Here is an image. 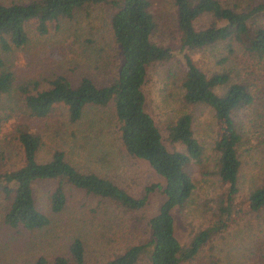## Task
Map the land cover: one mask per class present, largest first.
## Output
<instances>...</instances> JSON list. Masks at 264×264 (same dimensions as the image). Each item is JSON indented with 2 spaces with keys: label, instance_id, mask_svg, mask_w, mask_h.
<instances>
[{
  "label": "trees",
  "instance_id": "trees-1",
  "mask_svg": "<svg viewBox=\"0 0 264 264\" xmlns=\"http://www.w3.org/2000/svg\"><path fill=\"white\" fill-rule=\"evenodd\" d=\"M172 4V25L179 51L184 52L176 74L182 100L189 106H207L218 124L220 133L213 144L214 173L224 186L222 198L216 202L208 221L189 228L183 243L174 235L170 211L185 209L194 188L190 164H201L202 147L193 135L188 113L171 120L164 138L184 150H169L153 118L144 109L142 87L148 68L162 65L172 56L168 45L151 39L156 28L151 0L0 3V104L15 91L22 98L21 114H24L13 116L9 107L0 115V128H6L20 151L18 166L0 168V228L32 231L52 222L34 197L33 188L39 182H55L45 199L51 213L62 210L66 185L128 212L141 209L153 191L163 196L155 213L145 218L146 241L128 245L105 261L89 262L84 241L77 233L61 254L51 260L38 255L27 264H222L231 255L222 243L217 247L223 254H217L213 237L227 230L235 213L258 214L264 210V178L253 183L242 207L237 208L234 202L244 163L241 147L252 143L254 133L257 141L251 146L263 147L264 156V0H172ZM95 6L108 10V25L119 54V64L107 83H96L87 76L72 81L58 73L46 81L44 88L38 89L35 81L32 91L24 84L13 86L15 75L7 61L27 46L29 25L37 35H45L51 26L59 28L79 13L87 16ZM201 16L208 17L207 24L196 28L195 21ZM217 44H222L224 51L219 63L228 62L229 66L209 75L185 52ZM58 106L66 111L70 123L77 122L86 107H109L124 153L145 162L163 184H149L142 195L135 196L112 178L79 170L61 149L54 148L48 158L38 161L41 134L24 119L46 120ZM9 158L6 155L0 159V165ZM256 244V249L248 251L246 257H252L253 264H264V240H258L254 247ZM239 263L237 259L236 264Z\"/></svg>",
  "mask_w": 264,
  "mask_h": 264
},
{
  "label": "rangeland",
  "instance_id": "rangeland-1",
  "mask_svg": "<svg viewBox=\"0 0 264 264\" xmlns=\"http://www.w3.org/2000/svg\"><path fill=\"white\" fill-rule=\"evenodd\" d=\"M27 1L0 0V3ZM150 11L156 22L151 39L155 43L168 45L172 56L164 64L148 68L142 87L145 97L144 109L153 118L169 150H184L179 144L170 145L164 138L171 120L188 113L193 135L202 147L201 164H190L194 188L186 207L183 211L176 208L170 211L174 235L183 243L189 228H195L208 221L216 202L221 200L224 193V186L214 173L213 144L220 131L207 106H189L182 100V88L176 74L182 66L184 52L179 51L178 37L172 25V0H151ZM107 15L108 10L105 7L95 6L89 10L87 16L79 13L59 28L51 26L45 35H37L29 25L27 46L22 52L9 56L7 61L9 69L15 75L13 86L24 84L27 90L32 91V82L35 81L38 89L44 88L47 86L46 81L58 73L72 81L80 76H87L96 83H107L119 64L118 49L112 39ZM207 19V16L197 18L196 28L205 26ZM86 39H89V42ZM222 46L217 44L212 48L185 52L199 69L209 75L229 66L228 62L218 61L224 56ZM9 97L0 104V115L11 107L13 116H18L23 111L22 98L15 91H12ZM25 120L41 134L42 143L36 156L38 161L48 158L54 148L61 149L65 157L79 170L93 171L112 178L135 196L142 195L143 189L149 184H163L162 179L145 162L124 153L118 142L116 124L109 107H86L81 118L75 123L67 120L66 111L60 106L46 120ZM255 136L254 133L252 143H244L241 147H244V163L238 191L234 197L237 208L243 206L253 183H259L260 178H264V156L261 153L263 147L251 146L257 141ZM6 155L10 158L1 161V169H11L20 164V151L15 141L6 133V128L2 126L0 159ZM54 184L53 181L39 182L33 188L37 204L52 221L49 225L37 230L14 232L1 226L0 264H27L38 255L51 260L54 255L66 250L72 236L77 233L84 241L88 261H105L123 251L128 245L148 239L145 218L155 213L163 200L159 191H153L148 194L141 209L128 212L66 185V200L62 210L51 213L47 209L45 199ZM231 220L227 230L213 237L216 253L223 254L217 247L222 243L228 248L229 256L231 255L229 261L225 262L223 259L222 264H236L237 259L240 260L239 264H253L252 257L250 259L246 255L251 249H256L257 244L255 247L254 244L258 240H264V210L258 214L235 213Z\"/></svg>",
  "mask_w": 264,
  "mask_h": 264
}]
</instances>
